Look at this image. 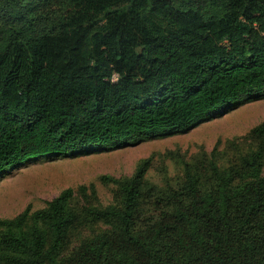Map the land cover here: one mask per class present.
<instances>
[{
    "label": "trees",
    "instance_id": "trees-1",
    "mask_svg": "<svg viewBox=\"0 0 264 264\" xmlns=\"http://www.w3.org/2000/svg\"><path fill=\"white\" fill-rule=\"evenodd\" d=\"M65 7H68L66 10ZM264 94V0H0V173L171 133ZM264 141V122L252 129ZM264 144L140 208L147 160L108 178L107 228L64 252L72 190L0 219V264H264ZM30 221V223H29Z\"/></svg>",
    "mask_w": 264,
    "mask_h": 264
},
{
    "label": "rangeland",
    "instance_id": "rangeland-1",
    "mask_svg": "<svg viewBox=\"0 0 264 264\" xmlns=\"http://www.w3.org/2000/svg\"><path fill=\"white\" fill-rule=\"evenodd\" d=\"M263 122L264 94L237 101L171 133L106 150L32 157L0 173V219L12 218L25 208L31 214L44 208L61 190L70 188L68 209L75 221L64 244L68 253L85 238L107 228V224L92 218L90 209L120 204L116 185L108 178L130 177L138 164L147 160L143 189L144 194L149 191L140 208L146 217L149 204L159 192L183 183L185 166L204 183L209 180L211 161L226 172L238 169L240 156L264 144L251 132Z\"/></svg>",
    "mask_w": 264,
    "mask_h": 264
}]
</instances>
